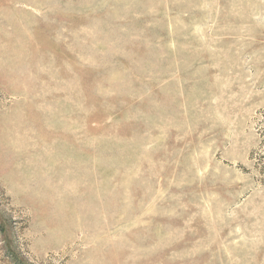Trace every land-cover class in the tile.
<instances>
[{
  "label": "rangeland",
  "instance_id": "obj_1",
  "mask_svg": "<svg viewBox=\"0 0 264 264\" xmlns=\"http://www.w3.org/2000/svg\"><path fill=\"white\" fill-rule=\"evenodd\" d=\"M0 264H264V0H0Z\"/></svg>",
  "mask_w": 264,
  "mask_h": 264
}]
</instances>
